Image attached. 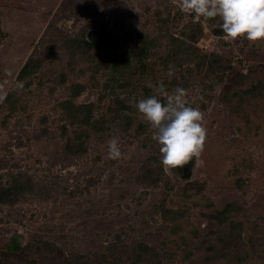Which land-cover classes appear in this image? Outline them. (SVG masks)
Returning <instances> with one entry per match:
<instances>
[{
    "label": "rangeland",
    "instance_id": "374dc122",
    "mask_svg": "<svg viewBox=\"0 0 264 264\" xmlns=\"http://www.w3.org/2000/svg\"><path fill=\"white\" fill-rule=\"evenodd\" d=\"M217 23L179 0H0V264H264V39ZM161 81L206 128L178 169L135 107Z\"/></svg>",
    "mask_w": 264,
    "mask_h": 264
},
{
    "label": "clouds",
    "instance_id": "9594fccd",
    "mask_svg": "<svg viewBox=\"0 0 264 264\" xmlns=\"http://www.w3.org/2000/svg\"><path fill=\"white\" fill-rule=\"evenodd\" d=\"M179 7L196 18H218L216 27L228 40L264 39V0H179ZM172 71L169 68V75ZM156 89L158 95L136 100L135 107L154 129L153 139L159 144L161 165L178 169L198 156L203 148L206 138L203 114L199 108L186 103L185 88L177 86L170 93L161 81ZM121 155L118 139L113 137L108 142V156L119 159Z\"/></svg>",
    "mask_w": 264,
    "mask_h": 264
}]
</instances>
